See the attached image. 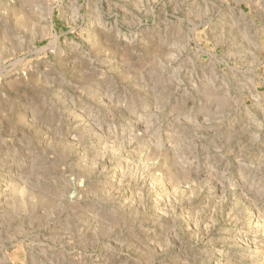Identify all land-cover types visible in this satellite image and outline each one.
I'll use <instances>...</instances> for the list:
<instances>
[{
    "label": "rangeland",
    "instance_id": "1",
    "mask_svg": "<svg viewBox=\"0 0 264 264\" xmlns=\"http://www.w3.org/2000/svg\"><path fill=\"white\" fill-rule=\"evenodd\" d=\"M0 264H264V0H0Z\"/></svg>",
    "mask_w": 264,
    "mask_h": 264
}]
</instances>
